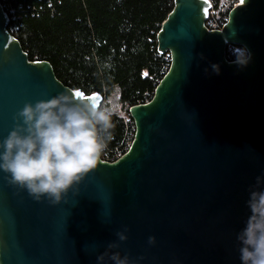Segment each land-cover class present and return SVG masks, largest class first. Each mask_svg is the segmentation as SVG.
<instances>
[{"label": "water", "instance_id": "water-1", "mask_svg": "<svg viewBox=\"0 0 264 264\" xmlns=\"http://www.w3.org/2000/svg\"><path fill=\"white\" fill-rule=\"evenodd\" d=\"M210 7L174 0L156 34L169 65L151 99L127 109L134 134L120 158L100 157L55 205L0 173V264H96L125 226L118 250L139 264H239L247 188L264 169V0H239L213 31ZM8 23L0 5V139L26 101L68 88L47 61L28 60ZM229 46H246L251 62L238 69Z\"/></svg>", "mask_w": 264, "mask_h": 264}, {"label": "trees", "instance_id": "trees-1", "mask_svg": "<svg viewBox=\"0 0 264 264\" xmlns=\"http://www.w3.org/2000/svg\"><path fill=\"white\" fill-rule=\"evenodd\" d=\"M239 0H210L219 12ZM174 0H0L7 31L29 61H47L64 86L98 95L102 104L119 89L124 113L114 116L112 139L101 154L125 152L134 127L127 109L148 102L165 74L169 55L156 48V34ZM227 48L226 59L232 61Z\"/></svg>", "mask_w": 264, "mask_h": 264}, {"label": "clouds", "instance_id": "clouds-1", "mask_svg": "<svg viewBox=\"0 0 264 264\" xmlns=\"http://www.w3.org/2000/svg\"><path fill=\"white\" fill-rule=\"evenodd\" d=\"M231 63L245 68L252 60L246 46L232 50ZM219 74V66L211 64ZM207 72V69L205 70ZM119 89L113 88L102 104L66 88L46 99L26 101L13 114V126L0 139V173L12 187L26 191L34 201L60 203L82 178L93 171L112 139L113 117L122 116ZM247 216L236 232L239 264H264V169L248 185ZM127 226L115 233L117 240L96 255V264H139L119 251L127 240ZM155 237H148V244Z\"/></svg>", "mask_w": 264, "mask_h": 264}, {"label": "built area", "instance_id": "built-area-1", "mask_svg": "<svg viewBox=\"0 0 264 264\" xmlns=\"http://www.w3.org/2000/svg\"><path fill=\"white\" fill-rule=\"evenodd\" d=\"M239 2V1H238ZM237 2V3H238ZM237 3L233 4L231 7H223L221 8V10L219 12H217L216 10L213 9V5L211 4V7L208 11V19L205 23L206 28L209 31H213V30H220L222 28V26L225 24L226 20H227V15L228 12L230 11L231 8H233ZM228 48H230L231 50H233L234 46H229ZM129 147V146H128ZM128 149V148H127ZM127 151V150H126ZM125 151V152H126ZM125 152L122 151H117L116 154H114L111 158H106L103 161L105 162H114L116 161L118 158H120Z\"/></svg>", "mask_w": 264, "mask_h": 264}, {"label": "rangeland", "instance_id": "rangeland-1", "mask_svg": "<svg viewBox=\"0 0 264 264\" xmlns=\"http://www.w3.org/2000/svg\"><path fill=\"white\" fill-rule=\"evenodd\" d=\"M224 1V0H223ZM120 111L122 112V113H124V110L122 109V107L120 106Z\"/></svg>", "mask_w": 264, "mask_h": 264}]
</instances>
